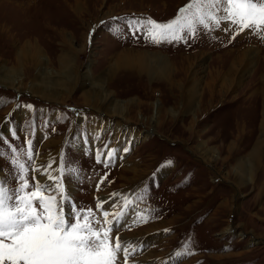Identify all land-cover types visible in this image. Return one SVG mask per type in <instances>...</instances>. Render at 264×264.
I'll return each mask as SVG.
<instances>
[{"label":"rangeland","instance_id":"obj_1","mask_svg":"<svg viewBox=\"0 0 264 264\" xmlns=\"http://www.w3.org/2000/svg\"><path fill=\"white\" fill-rule=\"evenodd\" d=\"M48 1L0 0V66L4 63L24 73L23 84L29 86L39 65L28 57L19 61L17 52L30 41L31 48L40 46L48 66L57 72L62 70L60 56L74 60L80 73L88 62L92 73L109 70L111 98L129 106L130 122H123L124 126L147 135L120 139L115 135L116 118L92 109L101 99L87 104L80 86L61 93L60 102H55L30 95L24 86L16 90L0 84V136L5 140L0 151L10 157L11 144L19 161L31 166L25 155L31 140L36 165L50 163L37 159L54 151V176L61 159L66 168L76 170L64 178L70 203L93 209L101 220L98 196L113 201L104 203L110 219L126 208L130 213L113 236L119 235L129 248L128 264H264V159L254 166L252 180L242 185L235 181L234 168L237 158H247V149L261 133V115L247 109L246 87L263 60L264 39L248 30L239 35L225 31L230 27L226 23L210 29L197 25L195 35L187 34L180 42L156 44L145 38L146 29L139 22L149 18L167 22L191 0H83L76 10L81 16L69 8L74 0ZM131 21L138 23L129 27ZM247 46L257 49L260 59L240 82L223 86L231 60ZM125 50L165 56L173 68L170 75L179 82L166 87L164 77L114 66ZM221 61L224 71L209 79L211 69H221ZM195 71L199 72L194 77L197 91L191 89L197 109L191 110L185 107ZM154 103L160 104L159 121L151 127L147 120L156 114ZM97 116L110 123L101 135L90 133ZM45 143L51 147H44ZM110 148L114 155H102L98 162L97 153ZM230 148L235 157L228 155ZM212 150L216 154L207 160ZM131 167L136 168L135 178L123 171ZM0 169V179L16 187L17 170L9 158L0 157ZM125 198L131 201V211ZM141 215L147 222L139 219ZM147 236L149 242L144 243ZM177 252L183 254L176 256Z\"/></svg>","mask_w":264,"mask_h":264},{"label":"snow or ice","instance_id":"obj_2","mask_svg":"<svg viewBox=\"0 0 264 264\" xmlns=\"http://www.w3.org/2000/svg\"><path fill=\"white\" fill-rule=\"evenodd\" d=\"M137 23L131 21L129 27ZM139 23L146 29L145 38L156 44L180 42L187 34L195 35L197 25L210 29L222 23L230 25L223 30L235 35L248 30L264 39V0H191L167 22L149 18ZM0 142H5L2 136ZM27 143L25 155L31 166L19 161L17 149L11 144L10 157L0 151V157L9 158L17 170L13 177L16 187L0 179V264H128L129 248L119 235L113 236L123 213H116L114 221L103 211L101 220L93 209L70 203L64 178L76 170L66 168L61 159L54 176L52 163L36 165L32 141ZM102 155L111 158L114 152L97 153L98 162H102ZM129 203L125 198V206ZM102 208L103 203L98 201L96 209ZM139 219L147 222L143 215ZM182 254L177 252L176 256Z\"/></svg>","mask_w":264,"mask_h":264},{"label":"bare ground","instance_id":"obj_3","mask_svg":"<svg viewBox=\"0 0 264 264\" xmlns=\"http://www.w3.org/2000/svg\"><path fill=\"white\" fill-rule=\"evenodd\" d=\"M83 2H84L83 0H74L73 4H69V8L75 14H79L78 12H76V10L78 6L83 5L85 3ZM79 15L81 16V14ZM1 19L2 17L0 15V20ZM59 33L64 34L66 32L64 30L63 31L61 30ZM68 43L72 44L71 37L68 38ZM31 45L32 44L30 43V41H27L25 46H21L18 48V52H17L19 61L28 57L29 59L32 60V62L38 63L39 65V69L36 72V74L33 73L34 76H32L31 82H29V86L26 85L27 86L26 87L23 84L22 77L24 73L22 74V72H19L16 69L9 68L4 63H2V65L0 66L1 85L8 86L16 90H19L22 86H24L26 88L27 93H29L30 95L38 96L44 100L55 101V102L57 101L60 102L59 100L61 99V93L70 92V90H73L76 86H80L84 88L82 92V97L84 98L87 104H90L91 102L97 99H101V103L98 105V107H94L92 105V109L100 113L102 112L105 114V116H108L110 118L113 119L116 118L114 122L115 135H118L120 139L121 138L130 139L132 136L144 137L147 135L146 133H144L143 136V134L142 135L139 134L140 132L138 133L135 132L133 130L134 127L124 126L125 124H123V122H130V119L126 117L129 111V106L126 104V102L113 100L111 98L112 92H110L108 89V85H109L108 83L111 77V73L109 70H106L105 72L99 74L92 73L90 70L91 62H88V64L86 65L85 72L80 73L77 70V67L75 66L74 60L67 59L68 58L67 56H63V57L60 56L59 64L62 70L57 72L56 70L51 69L48 66L47 64L49 63L48 58L44 55L45 53L42 52L40 46L36 43L35 44L36 47L31 48L30 47ZM251 46H247V48L243 49L241 52H239L237 55L233 57V60H231V64L229 65V68L231 69L230 72L222 78L221 83L223 86L234 85L237 80L239 81V78L242 76L244 72L250 71V68L254 65L256 58L260 59V55L257 52V49ZM100 64L101 63H99V66ZM114 66H127L129 68H137L140 71L148 73L150 76L157 75L160 77H164V79H166L167 81H163L162 83H164L166 87L171 86V84H175L179 82V79L176 77V75H170L171 69L173 71V68H171V64L169 63V60H167L165 56H162L160 54H155V53L141 54L132 50H125L117 58V60L114 63ZM220 67L221 69L219 68L215 70L211 69V71L209 72V79L211 80L214 79L215 77L221 74V71H224L225 68L223 67L225 66L222 61ZM198 75L199 72L195 71L191 78L197 77ZM250 76L251 77L247 82V87H246L247 109L255 112L256 114L261 115V122L259 127L261 133H260V137L257 139L255 144L251 148L247 149V158L244 157L237 158L238 160L234 168H235V181L239 185H242L247 181L252 180L254 166H257L260 160L264 159V57L262 62L258 63L257 67L254 69V71L251 73ZM196 84H197V80L195 78L192 79L191 85L187 91L189 100L186 103V107H185L186 109L188 108H191V110L197 109V97L195 96V94L191 89L193 86V90L197 91ZM58 87H64V90L62 92H59ZM206 87H207L206 89L209 92H212L213 89L210 83H207ZM153 105L155 106L156 114L152 115L147 120L148 126L151 127L155 126V124L159 121L158 114H159L160 104L154 103ZM168 110L170 111V113L173 112V110L171 109ZM140 122L142 125L144 121L140 120ZM109 126H110L109 121L104 122L102 117L98 118L97 116V118L94 119L92 126L90 127L91 128L90 133L91 134L94 133V135H98V134L101 135L103 131L105 132V130L108 129ZM48 145L49 144L45 143L44 147L47 148L51 147ZM110 149H111L110 151H113V148ZM46 153H44L46 155L42 157L40 156L37 159L38 163L42 162V160L46 158L50 163H52V168H55L57 165L55 163L57 159V155H55L54 151L53 152L49 151ZM228 153L229 156L235 157L234 155L235 152H232L231 148ZM214 154H216V152L212 150V156L207 155L206 159L207 160L212 159ZM123 171L129 174L131 173L134 174V178L137 177L138 175L136 173L137 171L135 167L124 169ZM39 179L44 180L45 178L43 176H39ZM101 198H103V200ZM97 200L103 203L102 212L106 211L109 208V206L105 205L104 203H113L112 200L104 196L103 197L98 196ZM124 209L126 208H123L121 211H119V213H123V215L120 216L119 218L120 222L118 223L119 226H117L116 228H119L120 226L123 225L121 224L122 218L124 220L125 215H127V213H130ZM130 209L131 208L129 207V210ZM112 220L115 221L116 217L113 218ZM224 231L226 233L227 231H229V229L226 228ZM149 236L146 237L144 243L149 242L148 240Z\"/></svg>","mask_w":264,"mask_h":264}]
</instances>
